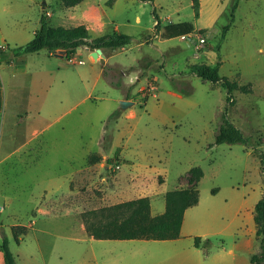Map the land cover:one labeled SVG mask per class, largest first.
<instances>
[{
    "label": "rangeland",
    "instance_id": "1",
    "mask_svg": "<svg viewBox=\"0 0 264 264\" xmlns=\"http://www.w3.org/2000/svg\"><path fill=\"white\" fill-rule=\"evenodd\" d=\"M32 1L0 0V45L28 41L41 5L54 17L59 15L60 0ZM86 3L99 4L104 15L116 20L120 30L130 36L123 49L110 51L104 63L100 58L94 60L83 48L73 54L83 60L82 64H72L66 56L51 60L46 50L28 54L33 73L18 75L14 83L4 77L0 87L6 101L12 95L27 96L33 103L61 96L60 111L75 104L56 120L60 111L51 108L36 117L37 128L51 120L48 131L64 127L66 134H54L59 141L67 137L69 149L40 151L37 180L31 186L34 197L22 203L9 199L10 205L1 211V219L8 224L33 220V227L18 242L9 227L3 230L16 264H104L95 242L81 231L77 220H82L83 211L133 198L134 192L124 191L128 179L120 184L118 177L110 181L106 175L114 171L102 167L97 172L86 171L83 189H88L71 216L32 215L26 210L70 189L69 179L73 177L68 159L72 155L81 164L82 152L85 156L104 152L111 140L106 152L110 158L119 157L115 160L120 162L118 173L148 181L153 214L163 211V193L176 188L191 167L201 171L198 202L187 208L180 236L150 240L142 264H252L251 254L259 251L254 205L264 192V0H227L216 21L203 28L212 29V35L196 29L190 45L180 37L158 38L152 13L155 9L162 25L189 20L201 27L206 24V16H193L191 0H118L115 5L113 0H83L81 5ZM53 20L51 17L52 24ZM227 23L230 26L221 39V29ZM203 36L205 43L200 45L198 38ZM146 57L151 65L137 81L134 76L146 66ZM55 61H60L61 67ZM217 62L219 75L237 83L233 100L227 103L226 89L219 82L202 79L190 71L192 64ZM146 76L153 77L154 92L149 90ZM30 78L39 80L21 83ZM61 79L67 80L63 90ZM140 86H144L141 91ZM129 90L131 104L123 114L109 119ZM226 105V116L247 137L245 143H215ZM74 130L78 131L77 139L71 140ZM23 133L17 131L15 135ZM74 142L82 146L78 155L70 148ZM105 185L114 189V195L106 193ZM15 207L20 218L11 213ZM65 223L75 224V228L61 229L60 224ZM194 236L202 242L207 240L206 244L195 247ZM91 247L95 248V258ZM0 252V264H7ZM130 254L127 251L126 257ZM126 264H135L134 258H126Z\"/></svg>",
    "mask_w": 264,
    "mask_h": 264
},
{
    "label": "crops",
    "instance_id": "2",
    "mask_svg": "<svg viewBox=\"0 0 264 264\" xmlns=\"http://www.w3.org/2000/svg\"><path fill=\"white\" fill-rule=\"evenodd\" d=\"M82 1H80L79 3L73 6H67V7L64 6L60 1L61 9H60L59 15L55 17L52 11H49L48 9H46L45 5H41V10H39L40 11L39 18L35 19L32 27L29 30L31 38L35 30L39 27L41 14L45 16L46 22L50 26L73 27L79 24H84L91 38L104 35V34H110L112 32L125 33L123 30H120L118 23L115 22L116 20H114L113 18H110L107 15L106 16L104 15V10L99 6V4L86 3L85 5H81ZM117 1L118 0H113V5H115ZM226 1L227 0H200L199 16L197 18H200L203 14H205L206 24H204L201 27H196V24L193 22L194 31L200 28H207L211 22L216 21L218 15L222 14V11H223L222 7L225 5ZM30 3H33V1L30 0L29 4ZM153 11H154V14L156 15L155 17V15L152 13L155 19L154 22L156 23V21H158L161 26L160 30L155 29L157 32L156 35L158 36V38L159 37L165 38L162 35V27L165 24L162 25L160 23L159 15L156 13L155 9ZM51 17H53L54 19L53 24L50 21ZM136 19L138 20L137 16H136ZM172 22L174 21H170L168 23H172ZM110 23L111 25L108 26ZM191 35L192 33L188 35L180 36V38L184 40L189 39V41L186 40V42H187V45H190L194 41ZM4 45H0V47H3ZM125 45L121 47H116V48L123 49ZM80 48L87 50L90 57H92L94 60L100 58L102 60V63L108 60V58L111 55L110 51L115 49V48H112V49L100 48L101 52L97 55L96 58H94L91 55V50H90L91 48L87 46L77 47L75 51L73 52V54L76 52V50ZM41 50H46V49H41ZM41 50L18 56L9 63L1 62L0 63V87L3 84L4 77H7L9 80L12 81L18 75L33 73L35 68H32V66L30 65V57H28V54L38 53ZM46 51L48 52V58L51 60H57L59 57L66 56L65 54L56 55L54 51H48V50ZM73 54H71L69 57L66 56L67 61L72 64H82L83 62L77 63L71 60V57L73 56ZM146 59H147L146 66L144 67V69H139L137 71L138 74L134 76V78L137 81H140L141 77L145 76V73H146L145 70L147 69V67L151 65V63L149 64V61H151V59L147 57ZM55 62L58 67H61L62 63H60V61H55ZM146 78L148 81L147 85H149V90L151 92L152 91L154 92L155 87L153 85V80H154L153 77L149 78L148 76H146ZM37 80L39 79L30 78L28 79V81H24V82L22 81L21 83L22 84L23 83L27 84L29 82L33 83L34 81H37ZM14 82L15 81H12V83ZM59 86L61 90H63L67 86V80L61 79ZM143 88L144 86H140L139 90L141 91ZM60 98L61 96L51 97L50 99H47L46 97H44L40 102L33 103V101L27 96L12 95L11 99H7L6 101L4 100L3 96L0 95V214H1V211H3L5 207H8L10 205L9 199L17 201L18 203H22L25 199L34 197L31 186L37 180V159L40 157V151L52 152L57 149L59 150L69 149L70 144L67 140L68 138L66 137L65 141H59L57 138L58 136H55L54 134V132L60 135L66 134L64 127H61L59 131L58 130L48 131L49 125L51 124L53 120H51L48 124L40 128H37L36 126H34L36 117L38 116L40 117L46 114L48 109L51 108L53 111L61 110V104H62L61 100L62 99ZM123 99H126V100L132 99V95H130V90L125 92ZM74 105L75 104L71 105L69 108L65 110L60 111L58 115L54 118V120L60 118L62 115H64V113H66ZM127 107H125L124 109L119 108L120 109L119 116L123 114L124 110ZM21 111H23V115L20 114ZM12 127H15V128L12 130ZM17 131H19L20 133L21 132H24V133L20 135L19 137H17L15 135ZM77 132H78L77 130L76 131L74 130L72 132L73 135H71L70 137L71 140H74L75 138L77 139ZM111 142L112 140L108 144L109 146L111 145ZM113 143H114V140H113ZM81 147L82 146H79V143L74 142L71 144L70 148L76 151L75 153L76 155H78V152L81 149ZM108 148L104 150L102 147L104 152H100V151L90 152L86 156L82 152L81 153V159H82L81 164H77L75 162V157H73L72 155V157L68 159L69 165L72 169L71 178L73 177L72 179H69L70 189L67 190L65 193L61 192L59 195H56L55 197L50 198L48 201H45V202L41 201L40 204L37 206L35 205L33 207V206L28 205L30 207L26 210V212L32 215H35L36 213H42V214L52 215L54 217H62L66 215L71 216V213L75 212V208H77L78 204L83 202L84 190L88 189L86 187L83 189V183H84V178L86 176V171H90L91 173L93 171L97 172V170L100 167L104 168L106 171L107 170L114 171L113 174L109 173L106 175L107 179L110 181L118 177L117 180H119V184H120L125 179H128V181L125 180L126 182L124 184L126 186L124 188V191L125 193L134 192V194L136 195H134L133 198H137L140 196H148L150 199V212H151V196L149 195L148 181L145 178H131L129 176L120 175L118 173V169L120 168V162L118 163L115 161V160H119V157L117 155H114L115 156L114 159L110 158L111 155L107 154L106 152ZM190 169L188 170L185 179L180 180L179 185L173 189H178V188L186 187L189 185L188 176L190 173L189 172ZM73 182H75L76 184H73ZM93 182H97V178ZM79 184H80V187H78ZM105 191L107 194H109V193H113L112 191H114V189H111L109 186L105 185ZM70 198H72L73 201L70 200ZM133 198H130V199H133ZM75 199L76 201H74ZM163 199H164V196H163ZM164 206H165V203H164ZM187 208L184 210V213H183L182 223L180 226V232L183 229L185 212ZM11 213L14 214L15 216L18 215V217L20 218L19 211L17 210L16 207L15 209L11 211ZM151 214L155 215L152 212ZM16 220H19V219H16ZM77 221L81 222L79 225L81 231L85 232L89 236L90 241L95 242L94 246L97 247L96 250L99 251L98 253L102 257L104 264H115V263L116 264H126V258H128L130 261L132 258H134L135 264H142L143 260L145 259L143 256V252L148 249V242L150 240L164 241V240L176 239V238H172V239L95 238L86 232L85 226L82 220H77ZM32 224H33V220H29L27 223L22 222V221H19V222L16 221V222H11L8 224V223H5L1 219V216H0V241L3 236H7L3 232L4 228L9 227L10 232H11V227L14 225L26 226L27 230L24 234H21L20 236H18V240H19L22 238V236H24L28 232L29 228L33 227ZM60 227L61 229H64L65 231H67L69 229H74L75 224L69 225V223H65V225L60 224ZM11 235H12V232H11ZM56 235L63 236V234H60V233ZM179 236H180V233H179ZM71 237L75 238L76 240H79L78 236L75 237L73 235ZM202 243L203 242L200 238V245L199 246L194 245V246L200 247ZM8 244H9V237H8ZM127 251H130L131 254L126 257ZM91 255L93 256V258H95V248L91 247ZM61 260H63V255H61ZM197 264H206V263H202L201 261H198ZM207 264H211V263L209 262Z\"/></svg>",
    "mask_w": 264,
    "mask_h": 264
},
{
    "label": "trees",
    "instance_id": "3",
    "mask_svg": "<svg viewBox=\"0 0 264 264\" xmlns=\"http://www.w3.org/2000/svg\"><path fill=\"white\" fill-rule=\"evenodd\" d=\"M64 6H73L82 0H60ZM237 3H233L231 11L233 16ZM193 16H199L200 0H191ZM154 14V11H153ZM155 15V14H154ZM156 17V15H155ZM233 19H230L232 21ZM230 23L223 25L221 39L224 38ZM156 30L161 26L158 21L154 25ZM200 32L206 31L203 28ZM194 31L192 21L182 20L167 23L162 27V35L165 38L180 37ZM130 36L121 32H112L97 37H90L84 24L73 27L50 26L45 16L41 14L39 27L35 30L32 38L23 44L10 46L8 43L0 47V63H9L16 57L36 52L41 49L55 51L65 49V55L69 57L77 47L89 48H116L127 44ZM219 62L216 64L195 63L190 66V71L202 79L211 82H219L226 89V103L232 101V91L237 87L236 81L230 80L218 73ZM227 105L221 116V123L215 134V143L246 142L247 137L240 128L235 126L226 116ZM119 109L109 114V119L116 118ZM106 132L102 136L105 139ZM189 185L178 189L166 191L164 196V210L159 214L152 215L150 212V199L148 196H140L104 205L99 208L89 209L81 213L86 232L95 238H146V239H172L180 233L184 210L197 203V182L201 177V171L192 167L189 171ZM253 220L256 226L255 234L259 240V251L250 256L252 264L264 262V192L254 205ZM26 226L14 225L11 227L12 236L18 241V236L24 234ZM207 240L203 242L206 244ZM194 245H200V237H194ZM0 249L4 253L7 264H16L13 253L9 249L8 237L3 236L0 241Z\"/></svg>",
    "mask_w": 264,
    "mask_h": 264
},
{
    "label": "water",
    "instance_id": "4",
    "mask_svg": "<svg viewBox=\"0 0 264 264\" xmlns=\"http://www.w3.org/2000/svg\"><path fill=\"white\" fill-rule=\"evenodd\" d=\"M91 50V55L96 58L97 55L101 52L100 48H95V49H90ZM54 53L56 55H64L66 53L65 49H58L57 51H54ZM102 61V60H101ZM131 102L129 100L123 99L120 101V108L124 109L125 107H127L128 105H130Z\"/></svg>",
    "mask_w": 264,
    "mask_h": 264
},
{
    "label": "built area",
    "instance_id": "5",
    "mask_svg": "<svg viewBox=\"0 0 264 264\" xmlns=\"http://www.w3.org/2000/svg\"><path fill=\"white\" fill-rule=\"evenodd\" d=\"M206 33L208 34V35H212V33H213V30L211 29H207L206 30ZM189 40V39H188ZM198 43L200 44V45H204V43H205V37L203 36V37H199L198 38ZM71 60L73 61V62H77V63H81V62H83V60L82 59H79V58H76L75 56H72L71 57Z\"/></svg>",
    "mask_w": 264,
    "mask_h": 264
}]
</instances>
